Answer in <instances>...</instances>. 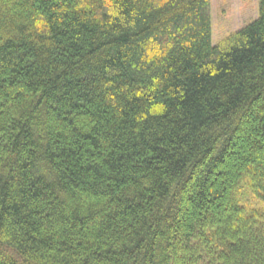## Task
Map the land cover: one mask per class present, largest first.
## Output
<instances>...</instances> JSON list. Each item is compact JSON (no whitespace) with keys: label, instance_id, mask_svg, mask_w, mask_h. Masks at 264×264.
Instances as JSON below:
<instances>
[{"label":"trees","instance_id":"16d2710c","mask_svg":"<svg viewBox=\"0 0 264 264\" xmlns=\"http://www.w3.org/2000/svg\"><path fill=\"white\" fill-rule=\"evenodd\" d=\"M0 0V264H264V0Z\"/></svg>","mask_w":264,"mask_h":264},{"label":"rangeland","instance_id":"374dc122","mask_svg":"<svg viewBox=\"0 0 264 264\" xmlns=\"http://www.w3.org/2000/svg\"><path fill=\"white\" fill-rule=\"evenodd\" d=\"M210 8L214 46L258 18V0H210Z\"/></svg>","mask_w":264,"mask_h":264}]
</instances>
